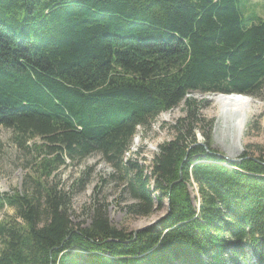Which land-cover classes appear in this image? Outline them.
Returning <instances> with one entry per match:
<instances>
[{
	"label": "trees",
	"instance_id": "16d2710c",
	"mask_svg": "<svg viewBox=\"0 0 264 264\" xmlns=\"http://www.w3.org/2000/svg\"><path fill=\"white\" fill-rule=\"evenodd\" d=\"M263 87L264 17L248 0H0V128L51 156L0 195L13 212L0 223V264H264V146L236 164L205 151L187 97ZM182 102L186 117L150 166L125 160L137 129ZM93 154L123 172L130 214L169 211L135 239L102 207L73 224L49 178Z\"/></svg>",
	"mask_w": 264,
	"mask_h": 264
},
{
	"label": "rangeland",
	"instance_id": "374dc122",
	"mask_svg": "<svg viewBox=\"0 0 264 264\" xmlns=\"http://www.w3.org/2000/svg\"><path fill=\"white\" fill-rule=\"evenodd\" d=\"M248 8L264 17L260 0H248ZM212 95L222 94L205 95L196 92L187 96L200 107L190 124L196 144L206 147L207 151L215 153L218 158L225 157L227 163L239 160L244 152L257 156L258 150L264 146V87L255 98L246 96L257 103V109L249 117L240 140L234 138L231 129L220 128L217 107L209 100ZM185 117V104L182 102L170 111L159 114L145 129L138 128L124 156L125 160L144 167L150 166L158 152V146L175 138L173 127L178 126L177 123ZM181 130L186 136L187 129ZM15 139L12 130L0 128V195H12L14 191H19L28 177L38 178V163L43 158H51L43 156L46 153L43 141H28V150H24ZM122 177V171L115 169L101 155L93 154L76 162L66 159L65 165L49 181H53L59 189L68 193V215L75 225L87 227L99 207H102L108 223L126 234L156 225L165 214V204L162 211L153 210L148 217L130 214L128 207L136 202L123 194ZM188 190L192 197H198L195 184L188 187ZM10 217H13L12 210L5 208L0 211V223Z\"/></svg>",
	"mask_w": 264,
	"mask_h": 264
},
{
	"label": "bare ground",
	"instance_id": "6f19581e",
	"mask_svg": "<svg viewBox=\"0 0 264 264\" xmlns=\"http://www.w3.org/2000/svg\"><path fill=\"white\" fill-rule=\"evenodd\" d=\"M209 100L217 107L220 128L231 129L234 138L241 139L249 117L257 109V103L237 94L212 95Z\"/></svg>",
	"mask_w": 264,
	"mask_h": 264
},
{
	"label": "water",
	"instance_id": "95a60500",
	"mask_svg": "<svg viewBox=\"0 0 264 264\" xmlns=\"http://www.w3.org/2000/svg\"><path fill=\"white\" fill-rule=\"evenodd\" d=\"M204 149H205V151H207V148L206 147H204ZM220 157V156H219ZM221 159H223V160H225V161H227L226 160V158L225 157H220ZM240 160H233V161H229V163H238ZM228 162V161H227ZM179 176H180V180H181V174L179 173ZM166 211H169V203L168 202H166ZM164 216V215H163ZM142 229H139V230H137V231H135L134 233H133V238L135 239L136 238V235H137V233H138V231H141Z\"/></svg>",
	"mask_w": 264,
	"mask_h": 264
}]
</instances>
